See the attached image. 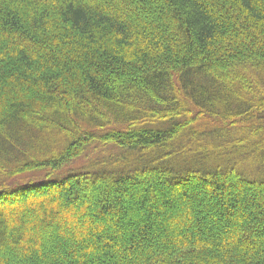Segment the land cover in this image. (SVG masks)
<instances>
[{
	"label": "trees",
	"instance_id": "obj_1",
	"mask_svg": "<svg viewBox=\"0 0 264 264\" xmlns=\"http://www.w3.org/2000/svg\"><path fill=\"white\" fill-rule=\"evenodd\" d=\"M0 264H264V0H0Z\"/></svg>",
	"mask_w": 264,
	"mask_h": 264
},
{
	"label": "rangeland",
	"instance_id": "obj_2",
	"mask_svg": "<svg viewBox=\"0 0 264 264\" xmlns=\"http://www.w3.org/2000/svg\"><path fill=\"white\" fill-rule=\"evenodd\" d=\"M150 18V17H149Z\"/></svg>",
	"mask_w": 264,
	"mask_h": 264
}]
</instances>
